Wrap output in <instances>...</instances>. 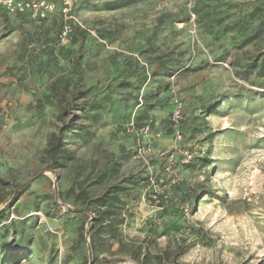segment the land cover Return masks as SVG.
<instances>
[{"label":"rangeland","instance_id":"374dc122","mask_svg":"<svg viewBox=\"0 0 264 264\" xmlns=\"http://www.w3.org/2000/svg\"><path fill=\"white\" fill-rule=\"evenodd\" d=\"M54 11L0 23V264H264V0ZM62 124L73 158L54 168Z\"/></svg>","mask_w":264,"mask_h":264},{"label":"built area","instance_id":"2783aa9c","mask_svg":"<svg viewBox=\"0 0 264 264\" xmlns=\"http://www.w3.org/2000/svg\"><path fill=\"white\" fill-rule=\"evenodd\" d=\"M79 0H0V23L4 16L7 15H23L28 14L29 17L37 22L46 19L50 14L54 13L57 2L61 4V10L63 13H70L72 6L76 4ZM170 118L175 122L179 123L182 120V104L176 103L171 111ZM143 128H137L134 121L127 124L126 130L136 136L141 134ZM144 130V129H143ZM180 157L183 162H188L193 159L195 152L191 148L179 149ZM135 157L137 159L141 158L145 160V148L138 143L135 150ZM171 162H167L164 166L166 174H170L172 170ZM163 178L158 176L154 177L150 175L148 177L146 191L148 192L149 200L155 205L160 203L166 196L158 195V186L163 183ZM175 181V177L172 178L171 182ZM171 182H168L169 184ZM161 208V204L157 206Z\"/></svg>","mask_w":264,"mask_h":264},{"label":"trees","instance_id":"16d2710c","mask_svg":"<svg viewBox=\"0 0 264 264\" xmlns=\"http://www.w3.org/2000/svg\"><path fill=\"white\" fill-rule=\"evenodd\" d=\"M79 3L82 2V0L78 1ZM27 17H29L28 14H23ZM22 16V15H18ZM30 18V17H29ZM259 63L260 68L264 69V54H262V58L259 59L258 62H254V64L257 65ZM39 101V100H37ZM40 103V102H39ZM35 105H37L38 109H41V106H38V103L35 102ZM103 106L101 103L91 101L89 103L85 104L84 112H90V110H95L97 108H100ZM140 121V118L135 119V125L138 126ZM71 127V126H70ZM72 129L74 128H69L67 125L62 124L59 126L58 131L56 133H53L51 137L49 138V144L47 147V155L49 156V159L51 161L52 167L58 168L59 166H62L66 160H70L73 158V156L70 154V151L66 148L65 146V139L67 137V133H71ZM36 175V174H35ZM35 175H32L29 177L27 180L21 182L17 187L16 190L14 191L15 195L22 194L28 189V186L34 179ZM148 179L146 177L145 184L147 185Z\"/></svg>","mask_w":264,"mask_h":264}]
</instances>
